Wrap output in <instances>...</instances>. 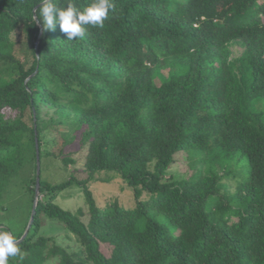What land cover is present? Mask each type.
Segmentation results:
<instances>
[{"label": "trees", "instance_id": "1", "mask_svg": "<svg viewBox=\"0 0 264 264\" xmlns=\"http://www.w3.org/2000/svg\"><path fill=\"white\" fill-rule=\"evenodd\" d=\"M40 2L0 0V229L17 240L37 144L41 159L9 264H264V0H114L78 41L42 33ZM77 141L84 173L45 178ZM103 172L134 187L131 207L97 204ZM71 186L87 222L56 203ZM45 217L80 248L42 234Z\"/></svg>", "mask_w": 264, "mask_h": 264}, {"label": "rangeland", "instance_id": "2", "mask_svg": "<svg viewBox=\"0 0 264 264\" xmlns=\"http://www.w3.org/2000/svg\"><path fill=\"white\" fill-rule=\"evenodd\" d=\"M232 51L233 56H237L242 51V47L238 44L233 45ZM70 150L73 151L71 156L75 159V162L69 165L54 157H46L43 160V176L45 178L52 182H58L69 178L71 174L81 176L84 173L86 148L80 144V141H77L71 145ZM179 169H181V166L177 165L172 170L177 172ZM91 187L98 205H103L109 196H116L117 200L126 207H131L135 201L134 187L129 186L118 174H115L112 179L110 178V172L98 174L96 179L92 181ZM147 194V191H145L140 196H147ZM56 203L65 209L77 213L84 222L89 220V207L85 203L84 195L79 187L71 186L62 191L56 199ZM41 233L53 236L57 243L70 250L80 248L75 236L54 218H44V226Z\"/></svg>", "mask_w": 264, "mask_h": 264}, {"label": "clouds", "instance_id": "3", "mask_svg": "<svg viewBox=\"0 0 264 264\" xmlns=\"http://www.w3.org/2000/svg\"><path fill=\"white\" fill-rule=\"evenodd\" d=\"M114 8V0H91L83 8L77 7L75 0H65L63 5L56 0H41L39 7L32 9V16L42 23V33L54 31L58 25L67 41H78L85 37L86 26L102 28ZM16 257L24 259L19 241L9 231L0 229V264H9V258Z\"/></svg>", "mask_w": 264, "mask_h": 264}, {"label": "water", "instance_id": "4", "mask_svg": "<svg viewBox=\"0 0 264 264\" xmlns=\"http://www.w3.org/2000/svg\"><path fill=\"white\" fill-rule=\"evenodd\" d=\"M40 178H41V159H40V150H39V147H38V144H37V187H36V198H35V201H34V205H33V208H32V212H31V216H30V220H29L28 226H27V228L25 230V233H24L23 237L20 240H22L27 235V233L29 232V229L31 228V226L33 224V221H34V218H35V215H36V208H37V205H38L39 195H40ZM20 240H18V241H20Z\"/></svg>", "mask_w": 264, "mask_h": 264}]
</instances>
